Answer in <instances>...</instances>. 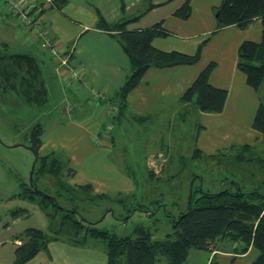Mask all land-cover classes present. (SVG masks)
Masks as SVG:
<instances>
[{
    "label": "rangeland",
    "instance_id": "obj_1",
    "mask_svg": "<svg viewBox=\"0 0 264 264\" xmlns=\"http://www.w3.org/2000/svg\"><path fill=\"white\" fill-rule=\"evenodd\" d=\"M23 1H28L27 5L32 3V0ZM38 1L41 4L44 2ZM101 1L95 0L91 4L103 7L100 9L101 13L110 16V11ZM13 2L0 0V51L6 54L37 55L46 71H52V65L56 61L53 54L58 53L53 51L55 43L51 44L45 35L46 41L38 43L39 47L35 49L33 43L28 42L31 34L42 33L23 23L21 17L11 8ZM76 5V18H81L85 24L98 21L99 13L94 8L93 10L86 4ZM52 11L53 9L47 10L40 18L48 19ZM132 14L131 10L125 12L127 17ZM62 16L65 21L70 22V18ZM108 82L111 81L95 83L94 88L99 87L102 91L105 83L110 84ZM47 85L51 97L42 104H29L12 93L0 95V226L3 222L11 223L10 230L3 232L5 234L23 226H35L55 234L62 223V210L57 217L49 218L38 201L19 195L23 182H31L34 176L32 170L36 156L31 149L30 132L39 123L44 133L42 141L45 142L40 148V154L56 152L65 166L75 170L71 176L67 175L71 171L64 170L65 183L71 186H76V183H92L94 194L105 193L107 196L91 199L93 194L87 196L75 189L70 190L74 197L68 198L70 192L52 175L34 176L37 186L46 190L49 195L57 196L61 205L67 208L76 206L80 215L88 222L95 223L97 228L117 236H133L139 227L150 231L155 240L164 239L168 235L174 236L172 217H179L191 207H199L201 204L196 199L203 191L218 192L238 185L244 192H264V138L249 144V149L243 148L237 143V139L224 141L222 143L228 145L208 147L205 152L202 151L203 153L200 152L194 157L196 150L202 147L198 133L201 120L191 107L177 115L165 109L164 113L150 114L144 120L133 119V113L127 110L119 124L114 120V107L119 106L107 103L97 127L94 130H85L90 128L85 125L86 121L64 112V108H69V105L62 97L59 84L48 81ZM76 87V82L67 85L71 100ZM84 88L83 102L89 97L86 105L93 111L95 109L92 108V103L95 98L91 88ZM115 90V87L109 86L108 91H105L106 97L115 99ZM262 93L264 95V85ZM109 129L115 137L114 146L101 145L100 131L102 130L104 137ZM73 132L81 137L79 142L74 137L71 140L62 139L65 136L70 137ZM53 137L55 140L50 142ZM60 194L68 196L63 197ZM19 207L27 208L28 216L20 217L14 222L13 219L17 217H14L13 210ZM51 207L55 209L54 206ZM65 232L67 231L61 232L60 236L69 237L70 234ZM83 235L84 232H81L79 238L83 239ZM86 242L91 254L101 258L105 252L107 257L105 240L89 236ZM8 245L11 244L8 242ZM217 245L224 247L226 243L218 241ZM258 254L259 251L254 250L248 256L233 261L231 257L220 253L216 255L212 250L193 248L184 264H250ZM160 264L171 263L161 257Z\"/></svg>",
    "mask_w": 264,
    "mask_h": 264
},
{
    "label": "crops",
    "instance_id": "obj_2",
    "mask_svg": "<svg viewBox=\"0 0 264 264\" xmlns=\"http://www.w3.org/2000/svg\"><path fill=\"white\" fill-rule=\"evenodd\" d=\"M94 1L66 0L61 9L54 8L49 18H44L41 30L47 31L45 35L51 44L55 43L54 47L58 50L56 55L53 54L56 56V61L52 65V71L48 70L47 72L44 64L37 55L33 54L40 62L41 76L47 90L48 81H51L52 84L53 82L59 84L63 93L62 97L69 105H67L69 108H64V112L73 114L76 119H82L83 122L86 121L85 125H89L90 128L85 130H94L97 127L101 114L106 110L105 104L119 106L117 94L129 74V57L119 41L110 33L97 28L95 20L85 24L81 18H76L77 7L74 8L76 3L86 4L88 7L94 8L96 13L101 12L103 7L99 8L91 4ZM101 2L110 11V16H105L102 12L109 22H115L118 18L121 19L123 3L124 12L130 10L133 12L130 17L145 11L147 6L144 0H102ZM152 2L155 6L147 10L139 20L130 23L128 28L144 29L162 22L163 27L170 34L155 37L153 39L155 47L167 51L179 50L193 54L199 45L203 44L202 55L200 60L194 64L149 68L143 80L129 93L128 105L123 113L115 116L114 120L119 124L122 123L127 110L133 113V119L144 120L150 114L164 113L163 110L165 109L177 115L181 114L185 108L191 107L196 112L198 119L201 120L198 131L202 146L199 149L201 152H205L204 150L208 147L228 145L222 142H229L233 139H237V143L241 145L262 140V134L255 130L252 124L260 103L264 102L262 93L264 81L258 90L253 88L247 83V76L238 65V50L241 43L245 40L261 41L262 20L255 19L245 28L237 25L220 27L217 9L222 4V0H190L192 12L185 19L177 17L175 11L183 6L186 0H152ZM45 4L43 7L49 6ZM82 9L85 8L82 6ZM86 10L90 12L88 9ZM60 14L70 18V22L65 21ZM94 22L96 24L91 26V23ZM45 35L31 34L28 42H32V46L36 49L39 47L38 43L43 42V40L46 41ZM210 63L215 64L209 77L211 84L229 91L225 108L219 113L204 112L192 103L181 101L184 92ZM73 73H78V75H73ZM103 81L111 82H108L110 84L105 83L102 91L99 90V87L94 88L96 84H101ZM74 82H76L77 87L71 100L67 85L74 84ZM111 85L116 89L115 99L107 98L105 95V91H108ZM84 87L91 88L92 96L95 98L94 103H92V108L95 109L93 111L86 105L89 97L86 98V102H83L82 91L85 89ZM49 96L51 97L50 89L47 92V97ZM101 131V145L114 146L115 137L113 133H104L103 137ZM72 134L70 137L65 136L62 139L71 140L74 137L76 142H79L81 137H77L75 132ZM54 140L55 137L51 138L50 142ZM44 143L43 141L41 147L44 146ZM83 184L88 183H76V186ZM43 212L45 213L44 210ZM26 216L28 214L14 216L17 218L13 221L16 222L20 217ZM10 224L7 221L0 226V264H14L16 248L22 243L18 235L28 228H38L23 226L11 230L10 233H3L5 230H10ZM64 231H67L65 233H69L70 236H59L57 239H53L47 249L41 250L25 264H107L108 255L106 257L105 252L101 258L96 254H91L88 250L90 249L87 245L88 242L75 241L71 238L74 236L72 230L66 229ZM8 242L11 245H8ZM238 245L241 246L237 242H229L224 247L217 245L212 251L216 255L220 253L223 256L231 257L234 261L257 250L251 245L246 252L237 253Z\"/></svg>",
    "mask_w": 264,
    "mask_h": 264
},
{
    "label": "trees",
    "instance_id": "obj_3",
    "mask_svg": "<svg viewBox=\"0 0 264 264\" xmlns=\"http://www.w3.org/2000/svg\"><path fill=\"white\" fill-rule=\"evenodd\" d=\"M66 0H52L48 7H43L39 17L47 10L61 9ZM147 3L145 11L133 16H123L119 21L109 22L99 12L97 28L114 36L121 44L129 57L130 71L126 81L120 87L117 99L119 111L128 105L129 93L143 80L147 70L151 67H169L198 62L202 55L203 44L199 45L193 54L179 50H162L153 45L155 37L168 36L170 32L163 27L162 22L144 29H129L128 25L141 18V16L155 5L152 0ZM34 7L32 10H35ZM192 7L190 0L175 11L180 18H188ZM219 25H237L247 27L255 19H261L263 24L262 39L260 42L245 40L241 43L239 53V68L245 72L247 83L259 89L264 81V0H222L217 9ZM215 67L210 63L202 70L196 80L181 96V101L192 103L204 112L219 113L225 108L229 91L225 88L215 87L209 77ZM47 87L42 80L40 62L33 54L16 53L6 54L0 51V95L12 93L27 101L29 104L47 101ZM253 128L260 132L264 138V102H261L255 114ZM43 129L37 124L30 132V145L36 156L33 175H52L63 185L70 196V190H78L87 196L91 193L93 198H105V193H93L91 183L71 186L63 180L64 170L68 169L71 176L75 170L65 166L56 152L41 155L43 144ZM249 149V144L242 145ZM197 149L194 157L200 154ZM66 175V176H67ZM34 176L31 182H23L19 195L38 201L45 213L51 218L57 217L62 210V223L55 234L38 229L28 228L18 235L22 243L15 251L14 264H25L34 258L41 250L47 249L53 239H57L61 232L70 229L74 232L71 237L75 241H86L87 237L103 239L107 243V264H160L161 257H165L171 264H184L191 249L215 250L218 241L224 243L237 242V253H244L252 245L258 251L257 258L251 264H264V192L255 190L244 192L238 185L229 186L218 192H202L197 197L199 207H191L179 217H172L174 236L168 235L164 239L155 240L150 231L142 227L136 229L133 236H117L106 230H101L95 223L88 222L80 215L76 206L67 208L61 205L57 196L49 195L41 190L35 183ZM73 189H70L71 187ZM193 199V193L190 196ZM51 206H54L53 209ZM14 216L28 214V209L19 207L13 210ZM84 232L83 239L79 235Z\"/></svg>",
    "mask_w": 264,
    "mask_h": 264
},
{
    "label": "built area",
    "instance_id": "obj_4",
    "mask_svg": "<svg viewBox=\"0 0 264 264\" xmlns=\"http://www.w3.org/2000/svg\"><path fill=\"white\" fill-rule=\"evenodd\" d=\"M14 2L12 3L11 8L16 12L17 15H19L21 17V19L23 20V23L28 25L30 28L35 29V30H39V32L42 33V35H45L46 32H44V30H41V22L43 21L40 17V11H41V6L42 4L39 3L38 0H32L30 4L27 5L28 1H17V0H13ZM43 4L46 2H51L52 0H43ZM34 7L35 10H32ZM49 39V38H48ZM53 51H58L57 48H53ZM78 73H73V75H75ZM115 109V113L118 114L119 111V107H114ZM116 114L114 115V117L116 116ZM111 129V128H110ZM109 129V131H107V133H110L111 130Z\"/></svg>",
    "mask_w": 264,
    "mask_h": 264
},
{
    "label": "water",
    "instance_id": "obj_5",
    "mask_svg": "<svg viewBox=\"0 0 264 264\" xmlns=\"http://www.w3.org/2000/svg\"><path fill=\"white\" fill-rule=\"evenodd\" d=\"M218 15V14H217ZM35 163H36V161H35ZM35 165V164H34ZM33 172H34V167H33V170H32V174H33Z\"/></svg>",
    "mask_w": 264,
    "mask_h": 264
},
{
    "label": "bare ground",
    "instance_id": "obj_6",
    "mask_svg": "<svg viewBox=\"0 0 264 264\" xmlns=\"http://www.w3.org/2000/svg\"><path fill=\"white\" fill-rule=\"evenodd\" d=\"M66 71V70H65Z\"/></svg>",
    "mask_w": 264,
    "mask_h": 264
}]
</instances>
